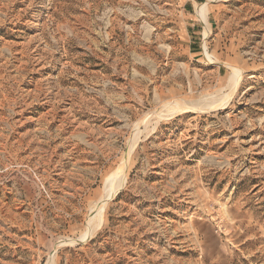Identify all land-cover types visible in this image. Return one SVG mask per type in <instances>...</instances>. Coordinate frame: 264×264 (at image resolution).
I'll return each mask as SVG.
<instances>
[{"label":"rangeland","instance_id":"374dc122","mask_svg":"<svg viewBox=\"0 0 264 264\" xmlns=\"http://www.w3.org/2000/svg\"><path fill=\"white\" fill-rule=\"evenodd\" d=\"M0 264H264V0H0Z\"/></svg>","mask_w":264,"mask_h":264},{"label":"bare ground","instance_id":"6f19581e","mask_svg":"<svg viewBox=\"0 0 264 264\" xmlns=\"http://www.w3.org/2000/svg\"><path fill=\"white\" fill-rule=\"evenodd\" d=\"M205 7H206V3L205 4H200L199 5V8L197 9L198 11V16L201 18L202 17V15L204 14V12H205ZM207 27V26H206ZM207 34H208V27L205 29V31H204V37H206L207 36ZM229 65V67L231 68V70H232V75H230L231 76V85H230V88H229V92H227L224 96H223V100H225V98H227L230 94H231V90H232V88L233 87H237V84H239L238 82H239V80H240V78H241V70L238 68V67H236V66H234V65H230V64H228ZM228 85H229V83H228ZM235 87V88H236ZM227 90V89H226ZM212 97V96H211ZM216 100V99H215ZM224 102V101H223ZM187 105H183L182 106V108L181 109H184V107H186ZM188 108V107H187ZM190 108V107H189ZM172 110V109H171ZM180 110V109H179ZM157 113L158 114H164V113H169L168 111H165V110H159V111H157ZM156 113V114H157ZM115 174V173H114ZM118 176V174L117 175H115V177L112 179L113 181H112V183L110 184V187H109V189L107 190V192L106 193H104V195H103V198L102 199H100V200H97L96 202H95V205H94V207H93V209H92V211H91V215H95L94 213H97L98 211H100V209H101V207L103 206L102 205V203L107 199V196L110 194V191H111V189H112V185H113V183H114V181L116 180L115 178ZM121 177V176H120ZM119 177V178H120ZM112 198V197H111ZM105 204V203H104ZM92 220H93V217H91V219H90V221H89V223H92ZM91 225V224H90ZM89 228V227H88ZM88 233V232H87ZM87 237V236H86ZM65 244V243H64Z\"/></svg>","mask_w":264,"mask_h":264}]
</instances>
